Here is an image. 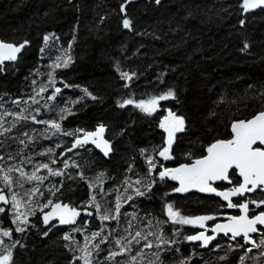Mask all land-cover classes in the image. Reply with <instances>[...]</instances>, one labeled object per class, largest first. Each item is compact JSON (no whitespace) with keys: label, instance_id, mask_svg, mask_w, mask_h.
Listing matches in <instances>:
<instances>
[{"label":"trees","instance_id":"1","mask_svg":"<svg viewBox=\"0 0 264 264\" xmlns=\"http://www.w3.org/2000/svg\"><path fill=\"white\" fill-rule=\"evenodd\" d=\"M242 1L131 0L121 12L125 0H0V41L27 42L0 65V193L10 202L0 213V256L13 251L12 264H264V239L248 252L203 251L186 239L192 226L167 224V204L188 218L215 217L220 204L159 177L264 111V9L243 14ZM169 90L174 97L152 114L136 107ZM125 100L133 103L121 107ZM169 112L185 119V131L164 165L160 124ZM101 126L112 144L107 160L93 148L71 150ZM57 202L91 212L89 226H45Z\"/></svg>","mask_w":264,"mask_h":264},{"label":"snow or ice","instance_id":"2","mask_svg":"<svg viewBox=\"0 0 264 264\" xmlns=\"http://www.w3.org/2000/svg\"><path fill=\"white\" fill-rule=\"evenodd\" d=\"M161 0H155V3L159 4ZM131 3V0H125V3L121 5V12L126 11L127 4ZM264 6V0H243L242 7L244 11L247 12L250 9H255L258 7ZM243 24V21H241ZM132 22L125 18L123 20V27L126 29H131ZM49 39L48 36L44 37L45 42ZM27 42H25L26 44ZM25 44H21L19 46H14L10 43H5L0 41V65L3 64L5 60L15 61L17 59V53H20L22 48H24ZM71 47V45H69ZM249 45L247 43L244 44V49H247ZM70 57L68 60L64 61V67L68 66L70 61ZM57 67L60 65L57 64ZM0 70H3L0 68ZM121 78L126 80H131V76L126 72H121ZM127 86V85H125ZM67 87V85H66ZM41 91H44L42 88ZM60 89H56V92H59ZM174 92L169 90L166 94L159 96L158 98H153L150 101H142L139 104H136V107L140 108L144 112L151 114L152 111L155 110V106L158 103V100H165L174 97ZM51 99V97H49ZM133 103L132 100H125L121 103V107L126 104ZM70 111V110H69ZM38 123L42 121H37ZM51 127L60 129V125L58 123L52 122ZM161 128L167 133V147H164L159 155L163 157L165 160L171 159L170 149L172 147L173 140L175 138V134L178 132L185 131V119L182 116H178L173 112H169L168 116L161 121ZM104 131L101 126L97 132L95 133H86L85 138L83 140H77L76 144L73 147H76L78 144H84L88 142L89 137H96L102 134ZM232 133L233 136L228 140H220L213 143L211 146L207 148V156L202 158H197L191 164H184L178 168H165L164 171L159 173V177L161 180L168 177L172 180H178L180 187L174 189L176 192H186L189 188L195 187L201 192H214L217 196H221L223 199L228 200V207H239L240 211L244 213L241 216H233L229 217V222L226 224H216L214 228L211 229L212 232H223L225 235L231 234L232 239H235L238 236L243 235L246 242H251L249 233H254L259 231L257 225L264 226V211H261L259 214L254 217H249V202H245L242 204H234L231 202L230 197L235 195H244L248 192H253L257 189H260V186H264V149L260 147H254V145H264V112H261L259 115L255 116L253 119L248 121H239L233 123L232 125ZM71 135V133H66ZM93 143H97V147L103 144L105 155L108 154L109 146L107 141L97 142L96 140L92 141ZM55 163V161H53ZM149 163V172L151 173L152 168L154 167L151 158L148 160ZM42 167L47 168L48 165L44 164ZM230 169H236L239 171V175L243 177V183L238 186L233 187L229 191H217L212 187L211 182H215L217 180H228L231 183L230 179ZM11 171V169H9ZM52 171L51 169L49 170ZM59 175L60 173H54ZM35 176V173H33ZM37 179H40L37 177ZM6 186L8 185L9 177H4ZM139 183V181H137ZM152 184H148L147 188L150 191ZM264 190V189H260ZM2 191V190H0ZM138 195H144V193L139 192L137 190ZM131 199V197H129ZM15 200V196L13 197ZM0 202L7 204L8 201L4 195L0 194ZM251 203H255L256 207H261L264 205V199L259 201H250ZM51 204V201H49ZM47 205H45L46 207ZM119 204H117V212H119ZM61 208V205H54L53 213L46 214L44 216V223L47 225L49 222V218L54 214L55 209ZM65 209L68 208L67 205L64 206ZM167 214L173 224H181V225H198L200 228H205V221L214 219L213 216L204 215L198 216L195 218H188L181 216L179 212L173 210V206L171 204L166 205ZM5 209L0 207V213L4 212ZM79 215L75 209H72L69 213H62L60 215V223L68 224L73 223L75 216ZM91 215V213H88ZM108 216H104L103 219H108ZM15 223V220L13 221ZM16 231L23 232L24 229L21 227H17ZM207 231V229H206ZM4 236H9L10 233L5 231L3 233ZM47 235V233H44ZM98 235V233L94 234ZM139 236V233H137ZM214 236H208L205 232H200L198 235H189L186 237L189 241L202 240L203 245L207 246L209 242L214 239ZM65 240H68L69 237L65 236ZM119 243V241H117ZM15 246V245H13ZM151 247V245H147ZM11 252H8L7 255L0 256V264H8V261L11 259ZM115 255V253H113ZM223 259V257H222ZM183 264V262H182Z\"/></svg>","mask_w":264,"mask_h":264},{"label":"water","instance_id":"3","mask_svg":"<svg viewBox=\"0 0 264 264\" xmlns=\"http://www.w3.org/2000/svg\"><path fill=\"white\" fill-rule=\"evenodd\" d=\"M242 5H243V1H242ZM242 9H243V14H247V13L254 12V11H256V10H259V9H264V6H261V7L255 8V9H250V10L247 11V12L244 11V8H243V7H242ZM17 57H18V53H17ZM5 62H12V60H5V61H3V63H5ZM126 82H128V80H126ZM263 112H264V111H263ZM260 113H261V112H260ZM260 113H257L255 116L259 115ZM255 116H253V117L250 118L249 120L253 119ZM242 121H244V120H242ZM247 121H248V120H247ZM236 122H239V121H236ZM236 122H233V123H236ZM233 123H231V125H230V127H229L230 139H231L232 136H233V133H232V125H233ZM99 128H100V127H99ZM99 128H97L95 131L90 132V133H95V132H97V130H98ZM103 129H104L103 133L100 134L99 136H96V137H89L87 143H84V144H78V145H76V147H73V145L76 144V141H77L78 139H79V140H83V139L85 138V135H83V136H81V137H79V138H76V139L73 141L72 145H71V150H77L78 148H93V149H94L95 151H97V152H98V153H99L104 159L107 160V159L109 158V156L112 155V144L106 139V134H105V133H106V129H105V128H103ZM93 140H96L98 143L101 142V141H107L108 146H109L108 154L105 155V152H104V148H103V144H102V143H101V146H100V147H97V143H93V142H92ZM211 145H212V144H211ZM211 145H210V146H211ZM257 146H259L261 149H264V145H259V144L254 145V147H257ZM207 154H208V153H206L205 156H207ZM159 159H160L164 164H167L168 161H169V160H165V159H164L163 157H161V156H159ZM177 168H178V167H177ZM232 171H234V172L236 173L237 178L240 180V184L243 183V177H241V176L239 175V171L236 170V169H230V173H231ZM171 180H172V179H171ZM172 181L174 182V184H175L177 187H180V184H179V181H178V180H172ZM220 182H224V183L227 184V185L230 184L228 180H217V181H215V182H211L212 187H213L214 185L220 183ZM213 188H214V187H213ZM260 189H264V186H260ZM257 190H258V189H257ZM217 191H218V190H217ZM255 191H256V190H255ZM255 191L245 193L244 195H235V196H231V197H230V200H231V199H236V198H239V197H244L246 194H248V195H252L253 193H255ZM261 192L264 193V190H261ZM184 193H185V194H199V195H202V196H205V197H212V198L218 199V200H220V201H221L222 203H224V204H228V203H229L228 200L223 199L221 196H217L214 192H212V193H209V192H201V191H199V190H198L197 188H195V187H191V188H189L188 191H186V192H184ZM0 194L4 195L5 198H6L7 201H8L7 204H4L3 202H0V207H2V208H8V206H9V204H10L8 197H7L4 193H0ZM56 204L61 205V208H59V209H55L54 214L50 216V218H49V222H48V224L46 225V224L44 223V216H45L46 214L53 213V211H54V205H56ZM65 205H67V204H63V203H61V202L53 203L52 205H50L49 209H48V210L43 214V216H42L43 224H44L45 226H50V225L56 224V227H57V228H61V229H70V228L75 227V226L77 225V223L79 222V220L81 219L82 212H81L80 210H78V209H75V208L70 207L69 205H67L68 208L65 209V208H64ZM72 209H75L76 212L79 213V215L75 216V218H74V222H73V223H68V224H61V223H60V215H61L62 213H69ZM242 215H243V214H242ZM240 216H241V215H240ZM226 223H228V222H225V223H217V224H226ZM215 225H216V224H215ZM215 225H213L211 228L207 229V231H206V230L203 231V232H205L206 235L209 233L210 236H214V237H215L214 239H212V240L209 242V244H208L207 246H205L206 248H208V247H209L214 241H216L218 237L231 236L230 233L227 234V235H225L223 232H220V231H217V232H215V233L212 232L211 229L214 228ZM259 226H260V225H257V228H258ZM256 233H257V232L249 233V237H250V241H251V242H246V241H245L246 243L250 244V246H253V245H254V243H253L251 237L254 236ZM198 234H199V233H198ZM239 237H243V235L238 236V237H236V238H239ZM243 238H244V237H243ZM197 243H201V244L203 245V241H202V240H197ZM203 246H204V245H203ZM7 254H8V253H7ZM7 254H5V255H7ZM2 256H3V255H2Z\"/></svg>","mask_w":264,"mask_h":264},{"label":"flooded vegetation","instance_id":"4","mask_svg":"<svg viewBox=\"0 0 264 264\" xmlns=\"http://www.w3.org/2000/svg\"><path fill=\"white\" fill-rule=\"evenodd\" d=\"M257 147H259V146H257ZM164 165H166V164H164ZM165 168H163L162 171H164ZM232 173H234L235 176H236V173L234 171H232L230 173V176L232 175ZM239 184H240V180H239V182L236 185H233L232 182L230 184H228V185L225 184L224 182H220V183L214 185L213 187L216 190H218V191H229L230 189H232L235 186H238ZM261 199H264V193H262L261 190L258 189L252 195L246 194L244 197L231 199V202L234 203V204H242V203H245V202H249L248 216L249 217H254L255 215L259 214L261 211H264V205H261V207L258 208V207H256L255 203H251L250 201H259ZM218 202H219L220 205H219V207L217 209V214L214 217V219L205 221L204 222L205 223V228H200L198 225H192V227L195 229L194 233L192 235H198V233H200L202 231H205L206 229L211 228L213 225H215L217 223L229 222V219H228L229 217H233V216H237L238 217V216L244 214V213H242L240 211L239 207L229 208L228 204H224L220 200H218ZM80 211L82 212V216H81V219L79 220V222L77 223V225L79 223H81L82 220H83V222H82L83 225L85 227H88L89 226V221L93 218V215L89 211H85V210H80ZM88 213H91V215H88ZM115 220H116V218H113V221H115ZM167 223H168V221H167ZM50 226L56 227V224H53V225H50ZM258 229H260V230L257 231V233L254 236L251 237V239H252V241L254 243L253 246H250V244L246 243L245 239L243 237L232 239L231 236L218 237L217 240L214 241L208 248L203 246L201 243H197V240L196 241H190V242L193 245H197L198 249L199 250H203V251H212L214 249L225 248L224 246H226V248H229V249L244 250V251L248 252V251H250V250H252V249L257 247L259 239H264V226L260 225L258 227ZM207 235L210 236L209 233ZM8 264H12V260L11 259L8 261ZM89 264H91V263H89Z\"/></svg>","mask_w":264,"mask_h":264},{"label":"rangeland","instance_id":"5","mask_svg":"<svg viewBox=\"0 0 264 264\" xmlns=\"http://www.w3.org/2000/svg\"><path fill=\"white\" fill-rule=\"evenodd\" d=\"M113 69H114V71L115 72H117L120 76H121V71H122V67H121V65L119 64V62L117 61V60H114V62H113ZM162 100H158V103L156 104V106H155V110L154 111H152L151 112V114L153 113V112H155L157 109H158V104L161 102ZM137 104H139V103H137ZM138 108V107H137ZM140 111H142V112H144L143 110H141L140 108H138ZM144 113H146V112H144ZM146 114H148V113H146ZM169 114V113H168ZM168 114L165 116V117H167L168 116ZM164 117V118H165ZM164 118L162 119V121L164 120ZM161 127V126H160ZM161 130L165 133V137H166V144H167V133L164 131V129L163 128H161ZM179 133V132H178ZM178 133H176V134H178ZM175 134V135H176ZM163 163V162H162ZM174 210V209H173ZM175 211V210H174ZM178 212V211H177ZM180 213V212H179ZM180 215H181V213H180ZM164 216H165V218H166V222L168 221V223H169V225L171 226V227H173V228H177V229H179V228H184V227H188V226H192V225H181V224H173L172 222H171V220H170V218H169V216H168V214H167V208L165 207V212H164ZM181 216H183V215H181ZM167 223V224H168ZM11 254H13V251H11Z\"/></svg>","mask_w":264,"mask_h":264}]
</instances>
